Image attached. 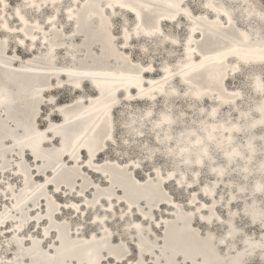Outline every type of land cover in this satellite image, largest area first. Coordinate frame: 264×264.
I'll list each match as a JSON object with an SVG mask.
<instances>
[{
    "label": "snow or ice",
    "instance_id": "snow-or-ice-1",
    "mask_svg": "<svg viewBox=\"0 0 264 264\" xmlns=\"http://www.w3.org/2000/svg\"><path fill=\"white\" fill-rule=\"evenodd\" d=\"M0 264H264V0H0Z\"/></svg>",
    "mask_w": 264,
    "mask_h": 264
}]
</instances>
